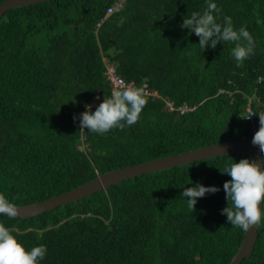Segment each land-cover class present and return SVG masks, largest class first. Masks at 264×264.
I'll list each match as a JSON object with an SVG mask.
<instances>
[{"label":"trees","instance_id":"1","mask_svg":"<svg viewBox=\"0 0 264 264\" xmlns=\"http://www.w3.org/2000/svg\"><path fill=\"white\" fill-rule=\"evenodd\" d=\"M212 2L221 9L218 23L231 17L255 41L241 67L234 43L202 50L199 37L181 28L208 0H48L4 12L0 193L28 204L116 168L252 139L242 110L253 94L264 109V0ZM106 65L158 96H147L136 124L99 135L80 129L79 114L93 98L111 96ZM165 100L194 109L167 111ZM245 157L222 154L145 173L34 217L0 215V222L25 233L17 239L26 250L46 246L39 264H228L244 231L221 214L223 183L231 179L222 170ZM196 183L220 190L198 198L191 211L181 194ZM258 231L240 264H264V214Z\"/></svg>","mask_w":264,"mask_h":264},{"label":"clouds","instance_id":"2","mask_svg":"<svg viewBox=\"0 0 264 264\" xmlns=\"http://www.w3.org/2000/svg\"><path fill=\"white\" fill-rule=\"evenodd\" d=\"M220 11L216 3L208 0L203 13L192 12L183 19L181 28H187L199 37V46L202 50L206 46L215 48L218 42L234 43L232 56L237 67H241L243 62L253 55L255 41L246 27L235 29L231 17L225 16L223 24L218 23L214 13L218 14ZM147 103V96L142 87L121 84L110 97L103 99L95 111L91 110L90 104H85L86 110L79 114L80 129H87L99 135H105L114 128L124 130L126 126L138 122ZM253 115L257 114L253 112L244 118L250 119ZM258 116L259 128L252 136L251 142L264 153V113ZM222 172L231 179L223 183L228 203L221 210V214L226 215L233 228L245 232L253 226L258 228L264 214V159L257 162L247 157L241 158L238 162H230ZM219 190L216 186L196 183L193 187L185 188L181 195L187 198L188 207L193 211L198 198ZM18 214L17 207L0 193V215L15 219ZM24 234L16 227H6L0 222V264H39V261L44 259L46 246L41 244L26 250L17 239Z\"/></svg>","mask_w":264,"mask_h":264},{"label":"water","instance_id":"3","mask_svg":"<svg viewBox=\"0 0 264 264\" xmlns=\"http://www.w3.org/2000/svg\"><path fill=\"white\" fill-rule=\"evenodd\" d=\"M48 0H3L0 4V19L4 12L12 8L43 2ZM250 138H231L227 141L218 142L211 145L201 146L188 151L171 154L138 164L127 165L98 174L95 178L72 188L64 193L52 196L45 200L36 201L28 204L16 206L19 218H30L46 211H51L58 206L79 200L100 190L106 189L112 184L122 180L132 178L145 173L156 172L159 170L172 168L188 164L200 159L214 157L222 154L245 153L250 160L259 162L262 159L258 146L253 145ZM259 227H251L247 232L244 231L241 245L236 254L228 264H240L242 260L249 257L253 251L256 240L259 236Z\"/></svg>","mask_w":264,"mask_h":264},{"label":"built area","instance_id":"4","mask_svg":"<svg viewBox=\"0 0 264 264\" xmlns=\"http://www.w3.org/2000/svg\"><path fill=\"white\" fill-rule=\"evenodd\" d=\"M114 7H110L106 10L105 16L107 17L111 12H113ZM106 78L108 80V85L110 87V92L112 93L118 86L121 84H128L137 87L132 81H125L122 76H120L116 71L113 65H106ZM139 87V86H138ZM145 90L146 96L157 97L158 93L154 89L148 88L147 84L144 83L142 86ZM219 93H224V89H219ZM227 92V91H226ZM246 101L242 110L243 118L248 116L251 113H256L257 115H253L250 119L244 118L250 125V135L253 136L254 133L259 128V114L264 113L263 104L261 100L256 95L246 96ZM102 101L93 98V102L91 104L92 107H97ZM165 109L167 111H178L180 114L185 113L187 111H191L194 107H188L187 105L175 106L170 100H165Z\"/></svg>","mask_w":264,"mask_h":264},{"label":"bare ground","instance_id":"5","mask_svg":"<svg viewBox=\"0 0 264 264\" xmlns=\"http://www.w3.org/2000/svg\"><path fill=\"white\" fill-rule=\"evenodd\" d=\"M92 101V100H91ZM93 102V101H92ZM92 102H90V105L92 104ZM86 110V109H85Z\"/></svg>","mask_w":264,"mask_h":264}]
</instances>
